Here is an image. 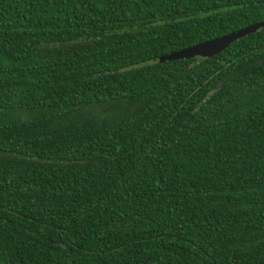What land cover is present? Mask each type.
Instances as JSON below:
<instances>
[{
	"label": "trees",
	"instance_id": "16d2710c",
	"mask_svg": "<svg viewBox=\"0 0 264 264\" xmlns=\"http://www.w3.org/2000/svg\"><path fill=\"white\" fill-rule=\"evenodd\" d=\"M264 0H0V264H264Z\"/></svg>",
	"mask_w": 264,
	"mask_h": 264
},
{
	"label": "water",
	"instance_id": "95a60500",
	"mask_svg": "<svg viewBox=\"0 0 264 264\" xmlns=\"http://www.w3.org/2000/svg\"><path fill=\"white\" fill-rule=\"evenodd\" d=\"M261 28H264V21L247 26L238 31L223 35L221 37L211 39L203 43H199L192 47H188L179 51L163 55L159 58L158 61L165 62L181 59H193L196 57L212 58L213 56H216L217 54L226 50L235 41L251 33H255Z\"/></svg>",
	"mask_w": 264,
	"mask_h": 264
}]
</instances>
